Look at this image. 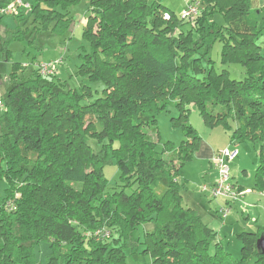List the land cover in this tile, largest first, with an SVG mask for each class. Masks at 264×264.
<instances>
[{
    "label": "trees",
    "instance_id": "16d2710c",
    "mask_svg": "<svg viewBox=\"0 0 264 264\" xmlns=\"http://www.w3.org/2000/svg\"><path fill=\"white\" fill-rule=\"evenodd\" d=\"M77 1L34 0L12 16L13 31L1 27L0 15V61L8 60L9 43L27 38L34 44L36 25H54L53 34L68 30L71 22L57 7ZM88 2L83 38L90 52L79 73L103 84L102 97L82 105L89 89H58L29 66H14L0 96V180L8 184L0 202V264H35L33 249L42 242L50 253L39 264H125L123 241L148 222L154 228L145 234L143 252L155 264H248L250 257L264 264L256 250L262 229L238 235L243 257L232 261L216 232L182 206L184 184L177 180L199 148L187 122L185 108L192 105L208 126L232 130L230 141L259 143L254 181L264 191V54L258 45L264 26L250 0H199L202 11L187 30L186 22L172 14L166 21L169 12L148 0ZM216 42L221 65L241 67L242 80L216 71L209 57ZM171 104L179 113L172 125L185 140L178 147L166 143L159 153L156 118ZM111 157L122 188H134L130 196L106 193L103 169ZM156 181L165 183L159 193L152 189ZM15 194V209L7 211ZM98 229L110 237L85 236Z\"/></svg>",
    "mask_w": 264,
    "mask_h": 264
},
{
    "label": "rangeland",
    "instance_id": "374dc122",
    "mask_svg": "<svg viewBox=\"0 0 264 264\" xmlns=\"http://www.w3.org/2000/svg\"><path fill=\"white\" fill-rule=\"evenodd\" d=\"M6 0H0L3 2ZM27 3L34 4V0H26ZM151 4L155 3L169 13H164L165 20H170V15H174L177 19H181L182 11L186 4L192 1L199 0H148ZM8 2V0H7ZM57 11L65 15L66 19L71 22L70 28L59 34H53L54 25L50 28L41 27L36 25L38 33L36 34L37 40L34 44H30L27 38L19 41L9 43L6 47L9 52L7 61H0V96L4 94L5 87L10 83L9 76L14 66L23 67L29 66L33 68L34 64L46 62L62 61L60 65L55 68V76L47 80L54 79L57 83L58 89L61 90H90V94L86 95L82 101V105H89L93 101L102 97V90L104 86L102 83H91L86 77L79 73L82 65V57L90 52V44L83 38V31L86 24V19L89 15V2L88 0H78L76 3L67 4V6L58 5ZM64 17V18H65ZM198 18V17H197ZM195 19L185 20L187 25L184 30L189 29V25L195 22ZM214 21L221 25L223 19L220 16H215ZM1 27L10 31L18 27V22L12 16L1 17ZM0 27V33L2 28ZM22 31H25L23 27ZM264 32H262L258 45H264ZM263 44V45H262ZM37 47V48H36ZM222 44L216 42L209 51V57L214 62L217 72L225 70L229 73L230 79L240 81L244 75V70L237 65L223 66L220 63V52ZM264 54V46H263ZM168 89L162 91L158 95L159 100L164 99L168 94ZM187 111V122L196 131L199 137V147L208 144L211 147H220L218 151L228 149L230 151L236 150L237 157L228 163L230 169V176L232 182L235 180L239 185L243 186L244 192L248 197L245 202L243 199H238L237 202L231 204L230 212L227 218L222 221L215 214V204L219 200L210 199L206 193L201 192L203 186L210 187L204 182V175L199 169L200 163L195 156L186 162L180 170L179 178L181 183L184 184L181 193L182 205L184 207H194L191 202V195H197L200 200V206L197 208L198 214L201 216L203 223L209 225L217 232V241L221 244L224 250L229 254L232 261L238 262L242 259V243L238 239V235L244 232H250L249 229L253 228V223L258 221L264 229V197H258L259 191L255 188V172L258 165V142L250 141H230L232 130H228L224 125L208 126L203 118L199 115L196 108L189 105L185 108ZM179 113L175 105L171 104L163 111L157 114V131L158 138H155L156 151L162 152L163 146L166 143H171L174 147H178L182 141L185 140L181 130L178 127H173L171 120L178 118ZM234 130L235 124L230 121ZM151 135L152 133L148 131ZM117 146L115 143L114 147ZM199 150V148H198ZM206 151V150H204ZM195 155V154H194ZM216 173V172H215ZM104 179L106 180V193L112 195L115 192H122L126 195H131L134 188H122L120 173L116 164V159L112 158L105 165L103 169ZM234 177V179H233ZM254 184V185H253ZM165 185L162 181H156L152 189L155 193H159ZM8 184L4 180H0V202L6 198V190ZM264 192V191H263ZM261 193V192H260ZM19 194H15L11 200L18 199ZM242 199V200H241ZM257 202V203H255ZM194 209V208H193ZM196 209V208H195ZM154 228L153 222L139 224L123 241L126 245L123 247L125 255V264H155L149 254L144 253V237L146 233H150ZM262 229L263 235L264 230ZM34 259L35 264L45 263L49 252L47 243L42 242L35 246ZM214 248L211 247L209 252L212 254ZM254 257L248 258V264H254ZM26 264V263H22Z\"/></svg>",
    "mask_w": 264,
    "mask_h": 264
},
{
    "label": "built area",
    "instance_id": "2783aa9c",
    "mask_svg": "<svg viewBox=\"0 0 264 264\" xmlns=\"http://www.w3.org/2000/svg\"><path fill=\"white\" fill-rule=\"evenodd\" d=\"M29 9L30 5L29 3L25 2V0H8L5 6L0 8V15L15 16L21 10L27 11ZM201 11L202 7L198 1L189 2L183 9L180 20L188 21L195 19L200 15ZM61 62L62 61H50L46 63H37L34 64L33 69L41 78H50L55 76V68L57 65H60ZM4 109V102L0 97V115L4 112ZM237 155L238 154L236 150L230 151L225 149L223 151L216 152L211 160V165L216 172V179L210 187L203 186L201 188V192L208 194L211 199H222L225 201V205L217 210V216L222 221L227 218V215L230 212L231 204L237 202L242 196V193L232 182V177L230 176V169L228 166V163L236 158ZM4 207L7 211H13L15 209L14 200L8 201ZM85 236L92 237L96 241H101L110 237V231L106 229H98L94 232H86Z\"/></svg>",
    "mask_w": 264,
    "mask_h": 264
},
{
    "label": "crops",
    "instance_id": "0c3cea01",
    "mask_svg": "<svg viewBox=\"0 0 264 264\" xmlns=\"http://www.w3.org/2000/svg\"><path fill=\"white\" fill-rule=\"evenodd\" d=\"M6 1H3V2L6 3ZM250 8L254 12V14L256 16V19H257L260 27H263L264 26V0H250ZM258 42H259V40H258ZM263 46H261V51L262 52H263ZM219 148L220 147H214L213 148V147H211L208 144L201 145L199 147V150L194 155L195 158L197 159V161L200 163L199 169L203 173L202 175H204V182L208 186H211L214 183L215 179H216V173H215L214 168L211 165V160H212L214 154L217 152V150H219ZM204 150H206V151H204ZM233 179H234V177H233ZM177 180H178V182H181L180 178H178ZM254 183H255V181H254ZM233 184L237 187V189L240 192H244V189H243L244 187L241 186V185H239L237 181L234 180L233 181ZM257 193H258L257 194L258 197H264V192H261V193L260 192H257ZM207 196L209 197L208 194H207ZM190 197H191V199H190L191 202H193V204H194V207H193L194 209L191 208V207H185V208H190V209H193V210L196 211L197 208L200 206L199 205L200 204V200L197 198L198 196L195 195V194H192ZM247 197H248V195H246V193H245L240 198H242L243 199V202H245V200H246ZM218 200H219V202H217L215 204L216 208H218V209H215L216 216H217V210H219V208H221V207H223L225 205V201L224 200H222V199H218ZM255 203H257V202H255ZM181 204H182V199H181ZM258 219H257V221L255 223H253V228L249 229L250 230V233H254V232H256L259 229H263V227L258 224V221H259ZM211 229L214 230L213 228H211ZM216 234H217V232H216ZM216 239H217V237H216Z\"/></svg>",
    "mask_w": 264,
    "mask_h": 264
},
{
    "label": "water",
    "instance_id": "95a60500",
    "mask_svg": "<svg viewBox=\"0 0 264 264\" xmlns=\"http://www.w3.org/2000/svg\"><path fill=\"white\" fill-rule=\"evenodd\" d=\"M256 250L260 255H264V235L256 241Z\"/></svg>",
    "mask_w": 264,
    "mask_h": 264
}]
</instances>
